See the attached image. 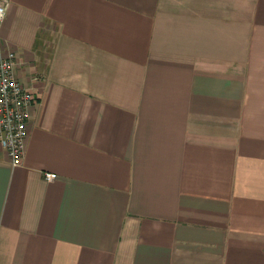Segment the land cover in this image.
Returning a JSON list of instances; mask_svg holds the SVG:
<instances>
[{"label":"crops","instance_id":"1","mask_svg":"<svg viewBox=\"0 0 264 264\" xmlns=\"http://www.w3.org/2000/svg\"><path fill=\"white\" fill-rule=\"evenodd\" d=\"M0 46V264H264V0H12Z\"/></svg>","mask_w":264,"mask_h":264},{"label":"built area","instance_id":"2","mask_svg":"<svg viewBox=\"0 0 264 264\" xmlns=\"http://www.w3.org/2000/svg\"><path fill=\"white\" fill-rule=\"evenodd\" d=\"M12 0H0V23L5 19ZM18 55L0 46V147L11 159L13 167L22 165L29 136L30 112L35 93L17 76ZM48 181L57 178L47 172Z\"/></svg>","mask_w":264,"mask_h":264}]
</instances>
